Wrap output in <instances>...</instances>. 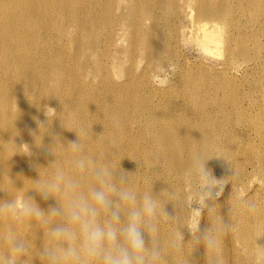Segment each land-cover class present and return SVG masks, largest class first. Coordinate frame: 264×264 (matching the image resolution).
I'll return each mask as SVG.
<instances>
[{
  "label": "bare ground",
  "instance_id": "6f19581e",
  "mask_svg": "<svg viewBox=\"0 0 264 264\" xmlns=\"http://www.w3.org/2000/svg\"><path fill=\"white\" fill-rule=\"evenodd\" d=\"M152 1L0 0V205L16 204L0 211V260L5 264H48L41 252L58 243L49 228L60 217L45 227L21 214L25 201L45 213L63 204L59 194L43 199L41 184L63 186L71 180L77 192L86 194L90 186H98L94 171L105 168L119 188L136 194V206L145 196L157 204L156 215L145 217L156 228L145 232L149 250L159 252L151 264H264V95L260 102L233 79L203 85L183 79L184 74L176 88L190 101L175 103L168 92L154 95V70L146 65L133 70L137 54L154 57V69L166 70L177 51L144 28L147 20L155 27ZM160 1L163 9L169 4L171 9L181 0ZM186 7L194 10L188 15L194 41L210 52L223 46L227 68L240 54L248 68H264V0H187ZM180 8L178 15L184 10ZM120 25L134 29L125 45L132 68L126 60L119 63L111 49ZM245 25L250 33L244 32ZM126 90L141 99L138 113L145 117L146 133L130 125ZM51 100L58 103L48 108L57 113L48 117L43 105ZM72 141L78 142L75 150ZM201 156L207 161L208 183L212 187L211 179L221 178L224 195L210 201L193 234V207L190 212L188 205L193 196L203 197L199 185L205 182L197 164ZM121 175L126 184H119ZM129 207L121 203L122 224ZM208 239L217 246L209 247ZM13 240L22 241L27 251L15 253Z\"/></svg>",
  "mask_w": 264,
  "mask_h": 264
},
{
  "label": "clouds",
  "instance_id": "9594fccd",
  "mask_svg": "<svg viewBox=\"0 0 264 264\" xmlns=\"http://www.w3.org/2000/svg\"><path fill=\"white\" fill-rule=\"evenodd\" d=\"M71 147L77 149L78 142L72 141ZM197 164L207 184L211 178L207 161L201 156ZM94 176L98 186H90L86 194L77 192V185L71 180L63 186L53 182L41 184L38 191L43 199L48 200L57 194L64 198L60 207L50 206L47 213L32 202L23 203L21 214L39 220L45 227L52 224L55 218H61V222L49 228V235L58 243L46 247L41 256L47 259L48 264H151V261L158 260L159 252L155 249L150 251L145 239L146 231H156L155 226L145 219L156 215V202L145 196L143 203L136 206V194L127 188H119L113 174L106 168L95 170ZM60 179L63 180V176ZM126 183V177L121 175L119 184ZM208 194L211 195V192ZM121 203L130 206L123 224ZM15 207V202H6L0 205V211ZM102 214H106L103 220ZM207 243L209 247L217 246L214 239H208ZM12 247L17 254L27 251L22 241L13 240ZM149 251L150 255H146ZM0 264L5 262L0 260Z\"/></svg>",
  "mask_w": 264,
  "mask_h": 264
},
{
  "label": "rangeland",
  "instance_id": "374dc122",
  "mask_svg": "<svg viewBox=\"0 0 264 264\" xmlns=\"http://www.w3.org/2000/svg\"><path fill=\"white\" fill-rule=\"evenodd\" d=\"M180 1V0H179ZM182 1V2H181ZM180 1V4H179V2H178V0L177 1H175V4H176V2H178V6H175V5H173V9L171 8V9H169V7H170V4L168 5V7L166 8V9H163L162 8V3H161V1L160 0H153L152 1V4H151V7H152V12H153V17H154V20H155V27H152V20H147L146 22L144 21V23L145 24H143V26H144V28L147 30V29H149L148 31L149 32H153L152 34L155 36V39L157 40V41H159L161 44L162 43H173L174 44V49H175V51H177V57H176V60L173 62V64H172V67H173V69H172V67H170L169 69H166V70H156V69H154V64H155V62H156V60H154V57L151 59V57H150V60H149V55H148V57L145 55H141L140 57H139V54H137V58H139V60H138V62L136 61V63L135 64H133V62H132V59H128V61L126 60L127 58H126V51L125 50H127V48H128V44H129V34H128V31H130L131 30V26H130V30H129V27L128 26H126V29H125V27L124 26H122V25H120V26H118L117 28V33H115V37H116V39H115V42H114V45L111 47V49H112V52H116V53H118V54H116L115 52H114V55L117 57V56H119V57H117L118 59V62L120 63L121 61H127V63L126 64H128V65H126V66H128L129 68H132L133 67V65H136L135 67H133V70H135L136 71V73L138 72V71H140V70H142L143 68H145L146 66H147V68H152V69H150V70H154V75H152L151 76V85H152V89L153 90H151L152 92H154V95L156 94V91H157V93H161V92H164V93H166V92H168V94L170 93V95H171V98L175 101V103H177V102H179V103H181V102H183L182 101V98L185 100V101H190V96L188 95V94H183V93H179V92H177L178 90H177V82H179V80H181V77H182V75H183V79H186V80H191V79H196V81L197 82H199V84H203V83H206V81L207 82H211V80H212V82L214 83V82H221L222 80H224V78L225 79H227V80H229V79H233L235 82H238L237 84H239V86L241 85V87L240 88H242V90L241 91H244V92H248L249 90V93H251L252 94V96H256L255 97V99L256 100H259L260 102H262V97L260 96L261 94H263L264 95V68L262 69L261 67H254V68H248V65H249V63H245V61H244V58H242V55L240 54V55H238V56H236L237 58H236V62L238 63H235V64H233V65H228V68H227V65H226V62L223 60V59H225V57H224V54H226V50H224L223 48V46H221L220 47V50L219 49H217L216 50V52L215 51H207L206 49H204L202 46H201V44L200 45H198L199 44V42H197L196 40V42L194 41V39L196 38L195 36H196V34H193V33H195L194 31H193V23L190 21L191 20V18H189V17H191V15L188 17V15L189 14H192L193 15V13H194V10L192 11L190 8H187L186 7V2H187V0H181ZM189 1V0H188ZM185 4V5H184ZM172 6V5H171ZM175 6V7H174ZM182 6L183 8H184V10H185V12H184V10L182 9V11H181V14H177V12H178V9L180 8V7ZM117 6H115V8H116ZM178 7V9H176ZM114 8V9H115ZM172 10L174 11V12H172ZM179 10H181V8L179 9ZM190 10L192 11V12H190ZM115 12V11H114ZM166 12H167V14L168 15H166ZM173 14V15H172ZM166 15V16H165ZM171 15V16H170ZM175 15V16H174ZM139 16V15H138ZM246 16V17H245ZM249 16L250 15H244V19L246 20H249L250 18H249ZM140 17V16H139ZM142 17V16H141ZM152 17V18H153ZM167 18V20H166V18ZM169 17V18H168ZM181 17V18H180ZM187 17V18H186ZM180 18V19H179ZM179 19V20H178ZM158 20V21H157ZM160 20V21H159ZM169 20V21H168ZM172 20V21H171ZM174 20V21H173ZM181 20V21H180ZM150 21V22H149ZM167 21V22H166ZM176 21H178V22H176ZM180 21V22H179ZM184 21V22H183ZM187 21V22H186ZM188 21H189V23H188ZM169 22V23H168ZM249 22V21H248ZM157 23V24H156ZM176 23V24H175ZM178 23H179V25H178ZM181 23V24H180ZM192 23V24H191ZM168 24V25H167ZM175 26H174V25ZM186 24L187 25V28H186V25L184 26V25ZM157 25V26H156ZM179 27H178V26ZM183 25V26H182ZM142 26V27H143ZM165 26V27H164ZM168 26H170V27H168ZM172 26V27H171ZM191 26V27H190ZM152 27V28H151ZM156 27H158L157 29H156ZM166 27H168V28H166ZM176 27V28H175ZM150 28H151V30H150ZM155 28V29H154ZM166 28V29H165ZM179 28H181L182 29V31L179 29ZM192 28V29H191ZM128 29V30H127ZM163 29V30H162ZM168 29V30H167ZM187 29V30H186ZM244 32H247L248 31V29H247V27H246V25L244 26ZM126 30H127V33H126ZM134 29H132L130 32H132ZM153 30V31H152ZM156 30V31H155ZM173 30H175V31H173ZM155 31V32H154ZM159 31H161V32H159ZM179 31V32H178ZM188 31L189 32H191V34L190 33H188ZM157 32V33H156ZM165 33V35H164V33ZM183 32V33H182ZM193 32V33H192ZM157 35H156V34ZM168 33H170L169 34V37H168ZM172 33V34H171ZM173 33H175L176 35H174ZM178 33H180V34H178ZM248 33H250L249 31H248ZM122 34V35H121ZM127 36V38L124 36ZM159 34V35H158ZM178 34V35H177ZM184 34V35H183ZM190 34V35H189ZM167 35V36H166ZM123 36V38H121ZM156 36H158V38L156 37ZM161 36H165L164 38L163 37H161ZM182 38H181V37ZM190 36H193V38L192 39H190L191 37ZM120 37V38H119ZM172 37H174V38H172ZM185 37V39H183ZM187 37H190V38H187ZM118 38V39H117ZM162 38V39H161ZM168 38L171 40V42L168 40ZM119 39L121 40V39H123L122 41H119ZM126 39V40H125ZM181 39V40H180ZM264 39V38H263ZM127 40H128V42H127ZM164 40V41H163ZM179 42H177V41ZM124 41V42H123ZM126 41V42H125ZM181 41V42H180ZM175 42V43H174ZM177 42V43H176ZM127 44V45H126ZM172 44V45H173ZM125 45H126V47H125ZM139 46H142L141 44H139L138 45V47ZM114 48V49H113ZM213 48H215V47H213ZM119 49H120V51H122V53L121 52H119ZM216 49V48H215ZM224 50V51H223ZM125 51V52H124ZM217 51H220V52H217ZM124 52V53H123ZM215 52V53H214ZM225 52V53H224ZM122 55H121V54ZM222 53V54H221ZM224 53V54H223ZM123 54H124V56H123ZM167 52L166 53H164V56H166L167 57ZM219 54V55H218ZM239 54V53H238ZM223 55V56H222ZM223 57V58H222ZM143 58H145V60L143 59ZM147 58V59H146ZM240 58V59H239ZM123 59V60H122ZM143 59V60H142ZM242 59H243V61H242ZM137 60V59H136ZM149 62H148V61ZM237 60H239V62L237 61ZM142 61L144 62V63H142ZM147 61V62H146ZM177 61V62H176ZM241 61V62H240ZM142 64H141V63ZM151 62V63H150ZM152 62H153V64H152ZM182 62H184V63H182ZM224 62V63H223ZM131 63V64H130ZM138 63V64H137ZM140 63V64H139ZM146 63V64H145ZM148 63H150V64H148ZM180 63V64H179ZM182 63V64H181ZM133 64V65H132ZM177 64V65H176ZM237 64V65H236ZM242 64H243V66H242ZM142 65V66H141ZM146 65V66H145ZM153 65V66H152ZM132 66V67H131ZM138 66H140V67H138ZM144 66V67H143ZM182 66V67H181ZM239 66V67H238ZM127 67V68H128ZM137 67H138V69H140V70H138L137 71ZM176 70H175V69ZM248 68V69H247ZM183 71H182V70ZM253 69H254V71H253ZM259 69H261V70H259ZM175 72H174V71ZM248 70V71H247ZM256 70V71H255ZM114 71H118V69H114ZM156 71V72H155ZM167 71V72H166ZM172 71V72H171ZM162 72V73H161ZM175 74H174V73ZM179 72V73H178ZM183 72V73H182ZM157 73V74H156ZM165 73V74H164ZM173 73V74H172ZM249 73V74H248ZM163 74V75H162ZM178 74V75H177ZM179 74L181 75V76H179ZM256 74V75H255ZM158 77H157V76ZM167 75H168V77H167ZM171 75V76H170ZM173 75H175V77H173ZM222 75H224V76H222ZM245 75H247V76H245ZM117 76H119V75H117ZM117 76L115 75L114 76V78H117ZM155 76V77H154ZM177 76V77H176ZM185 76V77H184ZM163 77V78H162ZM227 77V78H226ZM232 77V78H231ZM235 77H237V78H235ZM239 77V78H238ZM243 77H248V79L246 80V78H243ZM250 77V78H249ZM252 77V78H251ZM156 78H159V79H155ZM163 79V80H161V79ZM174 78H175V80H174ZM179 78V79H178ZM221 78H223V79H221ZM242 78H243V80H242ZM254 78V79H253ZM258 78V79H257ZM153 79H154V81H153ZM167 79V80H166ZM171 81H170V80ZM240 79H241V81H240ZM245 79V80H244ZM263 80V81H260V80ZM174 80V81H173ZM251 80V81H250ZM254 80V81H253ZM257 80L258 81H260V82H262V84L260 83V82H258V84H257ZM128 81V82H127ZM162 81H163V83H162ZM125 83H129V80H126L125 81ZM154 83V84H153ZM173 83H174V85H173ZM212 83V84H213ZM240 83H242V84H240ZM250 83H252V84H250ZM249 84V85H248ZM171 85V86H170ZM173 85V86H172ZM204 85V84H203ZM251 85H253V86H251ZM261 86L260 88L258 87V86ZM250 86V87H249ZM154 87H156V88H154ZM171 87V88H170ZM172 87H173V90H172ZM256 87V88H255ZM246 88V89H245ZM262 88V89H261ZM169 89H171V91H169ZM247 90V91H246ZM254 90V91H253ZM161 91V92H160ZM127 93H129V92H127V90H126V92H125V95H124V100H126V110H127V112H126V114L129 112L130 113V125L132 126V128L134 127V130H139V131H141V130H143L145 133H146V131H145V117H144V115H143V113L142 114H139L138 113V109L140 108V105H139V102H140V98L137 96V95H135V94H127ZM257 93H258V95H257ZM158 96H156L155 97V101L157 102V100H158V102H161L160 100H161V98L160 99H158L157 98ZM156 98H157V100H156ZM258 102V101H257ZM56 103H58L56 100H51V102H46L45 101V104L43 105V106H45V108L44 109H46L47 110V112H46V116H48V117H51V116H54L55 115V113H57L56 112V108H53L54 109V111H53V109L52 108H48V106L49 105H51V106H54V104H56ZM262 103H264V101L262 102ZM49 109V110H48ZM54 112V113H53ZM64 112V113H63ZM62 112V114H64V116L66 115V112H65V110ZM51 113V114H50ZM64 116H61V117H63L64 118ZM66 117V116H65ZM94 122H97L98 124H100V125H103L102 124V121L101 122H99V121H94ZM144 133V134H145ZM20 147L23 149V151H24V154H28L29 153V151H28V149H27V147H26V144H25V142L23 141V140H21V144H20ZM89 158H92L91 156H89ZM16 166H18V165H16ZM20 166V165H19ZM216 177H213L212 179H211V185H212V187L210 186V184L209 183H207V184H204V185H199V188H201V192L203 193L202 194V196L203 197H201V198H198V197H192V201L189 203V205H188V210L190 211V212H192V210H193V213H189L190 214V217H191V219H192V223H191V230L193 231V234H197V230H198V227L200 226V223H201V221H200V217L206 212V209H207V207H208V204L210 203V201H212V200H217V202L219 201V199H221V197L224 195V192H223V188L221 189V183H222V179L221 178H216ZM217 181H219V183H217ZM201 186V187H200ZM202 187H204V188H202ZM210 187L212 188L211 190H210ZM220 188V189H219ZM219 190V191H218ZM221 191V192H220ZM209 192H211V196L208 194ZM217 193H219V195H217ZM221 194V195H220ZM213 196V197H212ZM215 196V197H214ZM207 198H209V199H207ZM214 198V199H213ZM193 199H196V200H193ZM208 201V202H207ZM193 202V203H192ZM191 204V205H190ZM193 205H195V206H193ZM190 207H193L192 208V210H191V208ZM206 207V208H205ZM196 210H197V212H196ZM194 214V215H193ZM192 216H195V217H193L192 218ZM194 227V228H193ZM195 229V230H194ZM196 231V232H195ZM195 232V233H194Z\"/></svg>",
  "mask_w": 264,
  "mask_h": 264
}]
</instances>
